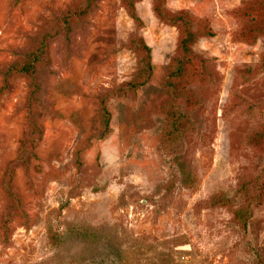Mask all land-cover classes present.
<instances>
[{"label": "rangeland", "instance_id": "374dc122", "mask_svg": "<svg viewBox=\"0 0 264 264\" xmlns=\"http://www.w3.org/2000/svg\"><path fill=\"white\" fill-rule=\"evenodd\" d=\"M0 264H264V0H0Z\"/></svg>", "mask_w": 264, "mask_h": 264}, {"label": "trees", "instance_id": "16d2710c", "mask_svg": "<svg viewBox=\"0 0 264 264\" xmlns=\"http://www.w3.org/2000/svg\"><path fill=\"white\" fill-rule=\"evenodd\" d=\"M185 41H187V40H185ZM185 41H184V42H185ZM143 48H144V50L147 52V55L149 56L150 49H148V47H146V46H143ZM183 48H184L185 50H187L185 43H184ZM43 55H44L43 53L40 54V56H43ZM37 56H38V55H36V57L34 58V62H36V60H37ZM147 64H148V63H147ZM147 66H149V64H148ZM31 70H32V65H31V64H30V65H26V66H23V67L20 69V73L23 74V75H25V76H29V75L31 74Z\"/></svg>", "mask_w": 264, "mask_h": 264}]
</instances>
